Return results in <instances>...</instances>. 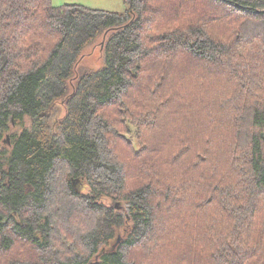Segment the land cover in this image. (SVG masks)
<instances>
[{"label":"trees","instance_id":"1","mask_svg":"<svg viewBox=\"0 0 264 264\" xmlns=\"http://www.w3.org/2000/svg\"><path fill=\"white\" fill-rule=\"evenodd\" d=\"M0 264H264V0H0Z\"/></svg>","mask_w":264,"mask_h":264},{"label":"rangeland","instance_id":"2","mask_svg":"<svg viewBox=\"0 0 264 264\" xmlns=\"http://www.w3.org/2000/svg\"><path fill=\"white\" fill-rule=\"evenodd\" d=\"M54 5L60 6L64 4H82L87 7L93 8V9H101V10H107V11H112V12H118L122 13L126 9V0H53ZM103 51H102V41L99 40L97 41L94 45L89 47L81 61V64L90 68H98L102 65L103 63ZM14 125V130H16V125ZM19 129V128H18ZM135 131V129H133ZM6 137H4V140ZM8 144V142L6 143ZM4 144V145H6ZM117 208L119 210H124L126 208V205L124 203L117 204ZM164 212H160L159 215H163ZM157 225H165V220L158 222ZM168 226V225H167ZM162 230L164 228L162 227ZM121 237V234H118V238ZM158 240L159 235L155 234L152 235L149 240ZM120 239V238H119ZM116 244V241L112 243L114 246ZM169 249V247H166Z\"/></svg>","mask_w":264,"mask_h":264},{"label":"water","instance_id":"3","mask_svg":"<svg viewBox=\"0 0 264 264\" xmlns=\"http://www.w3.org/2000/svg\"><path fill=\"white\" fill-rule=\"evenodd\" d=\"M8 139V138H7ZM120 242V239L118 240V243ZM114 247H116V246H114Z\"/></svg>","mask_w":264,"mask_h":264},{"label":"flooded vegetation","instance_id":"4","mask_svg":"<svg viewBox=\"0 0 264 264\" xmlns=\"http://www.w3.org/2000/svg\"><path fill=\"white\" fill-rule=\"evenodd\" d=\"M8 142H9V140H8Z\"/></svg>","mask_w":264,"mask_h":264}]
</instances>
